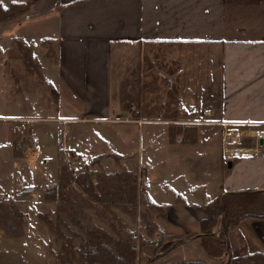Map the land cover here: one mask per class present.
Returning a JSON list of instances; mask_svg holds the SVG:
<instances>
[{"label":"crops","instance_id":"1","mask_svg":"<svg viewBox=\"0 0 264 264\" xmlns=\"http://www.w3.org/2000/svg\"><path fill=\"white\" fill-rule=\"evenodd\" d=\"M0 2L30 5L24 16L0 24L3 264H45L43 252L52 235L40 216H53L56 207L45 200V191L58 184L65 154L89 157L90 162H77L79 170L93 162L108 172L144 174L147 183L142 186L139 180L140 190L154 203L152 221L182 244L156 256L158 238L151 239L142 264L153 256L146 264H223L206 253L200 240L208 203L228 194L264 191V0ZM14 37L30 45L42 66L46 94L41 105L34 92L19 102L23 91L15 74L21 80L35 76L10 58ZM50 48L56 61L46 56ZM147 57L154 61L161 87L175 82L169 93L178 97L176 117L122 115L113 99L135 66L140 74L148 66ZM178 124L197 126L199 143H170L169 127ZM231 130L241 134L226 143L224 134ZM136 132L138 153L132 143ZM32 139L37 148L25 151ZM43 153L38 168L32 157ZM26 189L31 193L18 196ZM113 212L136 235L147 237L145 205H139L135 217L118 208ZM223 231L220 224L213 236L227 241L234 257L264 254V218L244 219L237 230Z\"/></svg>","mask_w":264,"mask_h":264},{"label":"trees","instance_id":"2","mask_svg":"<svg viewBox=\"0 0 264 264\" xmlns=\"http://www.w3.org/2000/svg\"><path fill=\"white\" fill-rule=\"evenodd\" d=\"M231 4L257 3L259 0H226ZM30 10L27 3L13 2L5 6L0 2V24L24 16ZM13 49L10 58L19 61L20 69L27 74L44 80L42 66L30 45L19 37L12 39ZM46 56L57 60L55 51L48 49ZM19 64V66H20ZM149 71L158 75L150 65L141 68L139 80L128 77L121 80L113 99L119 104L122 115L131 112L144 96L145 82ZM138 74V73H136ZM17 83L20 75L15 74ZM145 77V78H144ZM48 86L50 84L47 83ZM139 106V105H138ZM156 110H158L156 108ZM175 117V116H173ZM170 143L196 145L199 143V129L193 125H171ZM16 156H20L17 151ZM105 158L98 156V162ZM93 162L80 170H73L65 163L59 171V182L46 188V200L55 204L53 217L41 215V220L52 230L58 240L63 241L57 254L58 264H142L144 248L153 238H158L156 255L164 254L182 244L180 238L167 234L152 221L154 203L140 190L139 177L134 171L121 169L108 172L96 169ZM26 189L18 194L31 193ZM147 207L148 222L145 228L147 237L136 235L113 212V208L135 217L139 205ZM264 218V191L228 194L218 197L207 205V217L201 222V244L206 253L215 259H223V264H264V254L260 252L234 257L227 241L215 239L213 233L224 224L223 234L237 230L240 222L248 218ZM68 231V237L64 231ZM189 237V236H188ZM74 239H79L77 246ZM167 243L170 246L160 252ZM161 257V256H160ZM159 259V257H158ZM162 264H207L199 261L183 260L162 262Z\"/></svg>","mask_w":264,"mask_h":264},{"label":"rangeland","instance_id":"3","mask_svg":"<svg viewBox=\"0 0 264 264\" xmlns=\"http://www.w3.org/2000/svg\"><path fill=\"white\" fill-rule=\"evenodd\" d=\"M148 51L150 53L156 52L153 49H148ZM151 58L154 59V55H151ZM147 60L149 61L148 65L151 64V66L153 67V70H154V66H155L154 65V61H150L148 59V57H147ZM139 70H140V66L139 67L135 66V68L133 69V73L131 74L132 75L131 76L132 79L135 77V78H137L139 80V74H140ZM136 73H138V74H136ZM146 78L147 79H145V82L142 83L143 85H145V87H144V96L145 97H143L142 101L139 102V104H138L139 106L135 105L134 107H132V109H131L132 113L135 112V113H133V115H141V116H143L144 118H147V119H153L157 115H160V114L165 116V117H170V116L171 117H173V116L176 117L177 116V112L179 110V107L177 105L174 106V104H176L178 97H176L175 94H170L169 93L170 90H172L171 86L173 84H175V82L165 81L163 83L162 87H161V82L159 80L155 79L154 72H151V71H149V74L146 76ZM5 84L6 83H4V85ZM18 84H19L20 90L23 91L22 92L23 95L19 94V97H18L19 102L22 101V100L26 101V99L29 98V94H30L29 92H34L35 97L38 100L37 103H39L41 105V103H42L41 100L43 99L42 98L43 91H44V94H46V92L44 90L46 88H45L44 82L42 80L37 79L36 77H35V80H34V78L31 77V78H28V79L20 80V82H18ZM3 89H4V91L5 90L7 91V89H5V88H3ZM156 108L158 110H156ZM132 143H133V147L135 148V151L138 153V145L140 143V138H139L138 132L134 133V139L132 140ZM28 146H29V144L24 146L25 147V151L28 150L27 149ZM38 151L39 152L43 151V148L39 146ZM78 153H80L79 150H78ZM133 154H134V152H133ZM45 156H46V154L43 153V156L41 158L40 157L39 158L32 157L33 159H37V160H35L34 165H37L38 168H39L40 164H41V160ZM30 158H26L25 160L27 162H29ZM78 164H80V163L76 164V168H77ZM88 164H90V163H88ZM141 189H143V187ZM45 200H46V198H45ZM46 201H48V200H46ZM45 215L50 217V218L53 217L52 214L50 215L49 213L45 214ZM127 228H128V226H127ZM48 229H49L48 231H50L52 237H51V242H50L51 244L50 245L48 244L47 246H45V250L43 252L44 256H45L44 261H45V264H54V262L58 260L57 254L61 251V247H62L63 241L58 240L56 238V236L54 235V233L52 232V230L49 227H48ZM64 232H65V234L68 237H71L68 231L65 230ZM47 233H49V232H47ZM60 243H61V246L59 245ZM73 243L78 246L80 244V241H79V239H74L73 238ZM169 246H170V243H167L165 246H163L160 249L161 250L160 252H162V250H165ZM55 254H56V256H55ZM5 258L6 257H4L3 255H0V264H3ZM152 259H154V256L152 258H149L148 261L145 260V262L149 263ZM22 260H23L22 258H19V262H21ZM143 260H144V258H143ZM25 264H31V262H27Z\"/></svg>","mask_w":264,"mask_h":264},{"label":"built area","instance_id":"4","mask_svg":"<svg viewBox=\"0 0 264 264\" xmlns=\"http://www.w3.org/2000/svg\"><path fill=\"white\" fill-rule=\"evenodd\" d=\"M257 133H260V131H257ZM240 134L241 133L238 130H231L229 132H225L224 137H225L226 143H233L235 138L239 137ZM37 145H38V142L32 139L30 140L29 149L34 150L37 148ZM64 161L68 167L72 169H76V164L78 161H81L83 163L89 162V157L88 156L75 157L69 154H65ZM139 180L142 186L146 185L147 182H146V179L143 173L140 175Z\"/></svg>","mask_w":264,"mask_h":264}]
</instances>
